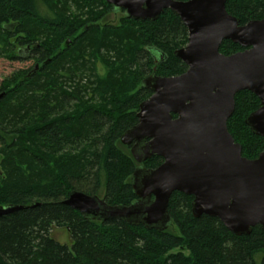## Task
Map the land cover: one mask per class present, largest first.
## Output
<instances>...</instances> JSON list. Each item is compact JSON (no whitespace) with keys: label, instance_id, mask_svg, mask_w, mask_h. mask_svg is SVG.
I'll return each instance as SVG.
<instances>
[{"label":"trees","instance_id":"16d2710c","mask_svg":"<svg viewBox=\"0 0 264 264\" xmlns=\"http://www.w3.org/2000/svg\"><path fill=\"white\" fill-rule=\"evenodd\" d=\"M226 9L241 25L264 20V0H227ZM112 14L122 15L117 24ZM188 39L170 10L142 21L106 0H0V58L34 62L0 84V206L26 207L0 217V264H264L261 227L236 236L218 218H195L192 196L172 195L166 231L92 221L65 204L74 192L114 207L139 200L131 178L140 165L121 138L152 96L143 81L188 70L176 56ZM242 51L230 41L220 48ZM235 102L228 129L254 160L264 139L246 121L261 101L244 91ZM56 228L70 244L54 238Z\"/></svg>","mask_w":264,"mask_h":264},{"label":"water","instance_id":"95a60500","mask_svg":"<svg viewBox=\"0 0 264 264\" xmlns=\"http://www.w3.org/2000/svg\"><path fill=\"white\" fill-rule=\"evenodd\" d=\"M106 2L133 20L156 21L167 10L178 16L189 39L176 56L188 70L143 81L152 96L140 105L138 125L121 138L140 165L131 178L139 200L114 207L98 196L74 192L65 204L92 221L166 231L172 223L170 199L178 192L194 198L195 218H218L236 236L249 235L257 226L264 231V150L254 160L245 158L228 129L237 94L248 91L261 104L246 124L264 139V20L241 25L227 12V0ZM227 41L244 51L221 54ZM154 157L163 164L143 167ZM23 209L0 206V217Z\"/></svg>","mask_w":264,"mask_h":264},{"label":"rangeland","instance_id":"374dc122","mask_svg":"<svg viewBox=\"0 0 264 264\" xmlns=\"http://www.w3.org/2000/svg\"><path fill=\"white\" fill-rule=\"evenodd\" d=\"M121 14H112L109 16V22L117 24L121 18ZM34 62H11L6 59L0 58V84L2 81L11 76L13 73L19 70H29L33 68ZM103 199V196H100ZM54 238L61 244H70V237L68 231L62 228H56L52 231ZM259 262L261 261V256L258 257Z\"/></svg>","mask_w":264,"mask_h":264}]
</instances>
